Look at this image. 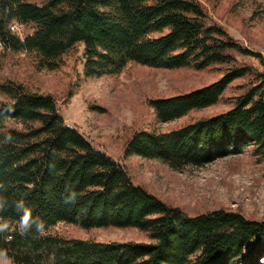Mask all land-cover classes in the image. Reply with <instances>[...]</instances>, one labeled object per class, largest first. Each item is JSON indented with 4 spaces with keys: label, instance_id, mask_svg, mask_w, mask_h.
Here are the masks:
<instances>
[{
    "label": "trees",
    "instance_id": "16d2710c",
    "mask_svg": "<svg viewBox=\"0 0 264 264\" xmlns=\"http://www.w3.org/2000/svg\"><path fill=\"white\" fill-rule=\"evenodd\" d=\"M18 19L24 35L9 27ZM0 39L7 49L56 68L65 53L84 45V71L118 73L129 62L158 67L225 64L209 83L150 100L159 120L216 103L244 77L233 105L169 130L135 129L125 153L160 158L177 167L203 165L240 152L264 155V71L237 54L250 49L215 20L200 0H0ZM0 183L10 203L23 199L49 234L0 236L16 264H259L264 219L223 206L189 213L132 178L125 163L67 122L53 92L7 78L0 82ZM75 193L74 203L64 197ZM14 224L10 207L0 214ZM83 227L136 226L148 240L67 236L58 222Z\"/></svg>",
    "mask_w": 264,
    "mask_h": 264
},
{
    "label": "rangeland",
    "instance_id": "374dc122",
    "mask_svg": "<svg viewBox=\"0 0 264 264\" xmlns=\"http://www.w3.org/2000/svg\"><path fill=\"white\" fill-rule=\"evenodd\" d=\"M210 15L250 49L261 53L237 54L239 62L264 71V0H200ZM22 25L16 32L28 30ZM84 45L65 53L58 67L38 66L25 51L0 47V82L14 78L30 87L55 94L67 122L74 124L95 145L125 163L132 178L167 202L193 214L215 207L242 211L264 219V155L251 144L240 152L219 156L203 165L171 166L160 158L125 153V143L138 128L169 130L233 105L246 78L235 79L214 104L159 120L151 98L190 90L219 78L225 64L158 67L129 62L118 73L90 76L84 71ZM67 236L102 240H148V231L136 226H96L60 221L52 228ZM14 264H16L14 262ZM259 264H264V255Z\"/></svg>",
    "mask_w": 264,
    "mask_h": 264
},
{
    "label": "clouds",
    "instance_id": "9594fccd",
    "mask_svg": "<svg viewBox=\"0 0 264 264\" xmlns=\"http://www.w3.org/2000/svg\"><path fill=\"white\" fill-rule=\"evenodd\" d=\"M13 137L5 136L0 144L12 143ZM7 189L0 183V214L8 211L10 207L14 208L18 214V219L14 224L10 223L3 216H0V236L5 240L10 241L12 237L7 235L10 232H18L21 236H28L35 232L41 237H46L49 232L45 222L39 215H34L33 208L28 206L23 199L16 200L10 203L9 199L4 195ZM76 199L75 193H69L64 197L65 203H74ZM0 264H14V259L9 255L6 248H0Z\"/></svg>",
    "mask_w": 264,
    "mask_h": 264
},
{
    "label": "built area",
    "instance_id": "2783aa9c",
    "mask_svg": "<svg viewBox=\"0 0 264 264\" xmlns=\"http://www.w3.org/2000/svg\"><path fill=\"white\" fill-rule=\"evenodd\" d=\"M23 25V22L18 20V19H13L10 24L9 27L12 31H17L21 28V26ZM0 47H3L4 49L7 48L5 43L3 42V40L0 39Z\"/></svg>",
    "mask_w": 264,
    "mask_h": 264
}]
</instances>
